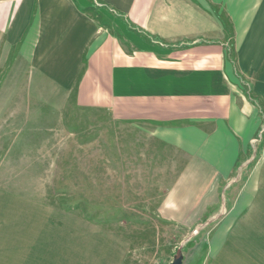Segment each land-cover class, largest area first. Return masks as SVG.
Masks as SVG:
<instances>
[{
    "label": "crops",
    "instance_id": "1",
    "mask_svg": "<svg viewBox=\"0 0 264 264\" xmlns=\"http://www.w3.org/2000/svg\"><path fill=\"white\" fill-rule=\"evenodd\" d=\"M0 35L59 95L181 157L159 216L219 219L223 261L264 186V152L237 178L264 126V0H0Z\"/></svg>",
    "mask_w": 264,
    "mask_h": 264
},
{
    "label": "rangeland",
    "instance_id": "2",
    "mask_svg": "<svg viewBox=\"0 0 264 264\" xmlns=\"http://www.w3.org/2000/svg\"><path fill=\"white\" fill-rule=\"evenodd\" d=\"M5 44L0 35V264H172L179 254L182 264H264V186L218 263L219 219L159 216L181 157L59 95ZM250 140L238 179L261 162L264 126Z\"/></svg>",
    "mask_w": 264,
    "mask_h": 264
},
{
    "label": "water",
    "instance_id": "3",
    "mask_svg": "<svg viewBox=\"0 0 264 264\" xmlns=\"http://www.w3.org/2000/svg\"><path fill=\"white\" fill-rule=\"evenodd\" d=\"M181 259H182V256L181 254H179V256L176 257V259L174 260V263L172 264H182Z\"/></svg>",
    "mask_w": 264,
    "mask_h": 264
}]
</instances>
